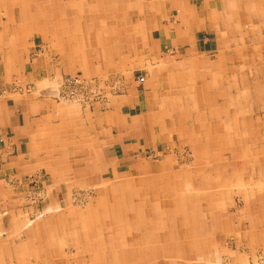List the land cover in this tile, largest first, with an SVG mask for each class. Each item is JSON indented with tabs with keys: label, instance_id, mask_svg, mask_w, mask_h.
Listing matches in <instances>:
<instances>
[{
	"label": "crops",
	"instance_id": "obj_1",
	"mask_svg": "<svg viewBox=\"0 0 264 264\" xmlns=\"http://www.w3.org/2000/svg\"><path fill=\"white\" fill-rule=\"evenodd\" d=\"M169 9L176 10L174 20ZM46 25L70 42L66 55L75 63L89 64L103 54L104 71L143 66L145 51L157 55L171 44L185 59L144 65L143 82L133 81L130 88L117 74L127 94L104 103L105 110L103 104L86 111L63 107L50 97L24 102L0 97V230L21 228L26 237L19 243L14 237L0 240V264H75L64 250L67 236L85 245L80 251L88 255L87 264H200L220 248L219 234L237 231L251 245L263 244L264 0H0L3 80L12 82L23 71L22 39ZM204 31L216 41L205 50L198 40ZM101 37L102 52L94 49V39L98 44ZM144 37L154 40L153 49H144ZM41 58L23 64L26 79L36 86L51 71L59 76V66ZM164 95L167 110L159 101L158 110H150L155 96ZM225 134L232 139L228 149ZM176 140L196 144L194 164L187 160V167L177 168L179 160L166 155L162 146ZM151 147L165 159L148 160ZM191 167L205 174L194 175ZM44 170L50 199L43 212L26 206L24 195L17 196L20 186L7 177L30 179ZM225 182L234 184V194ZM240 183L247 184L246 191ZM85 184L97 190V199L74 208L72 189ZM239 191L246 200L244 219L236 225L227 211L237 205L232 199ZM243 221L242 232L237 228Z\"/></svg>",
	"mask_w": 264,
	"mask_h": 264
},
{
	"label": "rangeland",
	"instance_id": "obj_2",
	"mask_svg": "<svg viewBox=\"0 0 264 264\" xmlns=\"http://www.w3.org/2000/svg\"><path fill=\"white\" fill-rule=\"evenodd\" d=\"M197 0H191V3H195ZM202 1V0H198ZM170 11V19L174 20L175 18V12L174 9H169ZM115 14V13H113ZM172 14V15H171ZM115 18V19H114ZM130 18V17H128ZM116 17H113L114 25L120 20V17L118 16V19L116 20ZM50 26V24H48ZM46 25V27H43L44 29H39V26L36 27L37 30L33 32V35H31L30 38H28L26 41L22 39V42L19 44V46L25 47V54H23L24 59L21 60V62L26 63L30 57V59L42 57L41 62H45L50 65L57 64L59 66L58 70V77H56V73L50 72L49 79H46L45 81H41L39 86H36L32 81H28L26 79V76L24 73V65L23 71L18 72V74L13 75L14 81L9 83L6 80H3L2 78H5V73L2 74V78L0 77V97L2 98H17L18 101L24 102L25 100H30L31 98H43V97H50L55 102H57L60 106H67V107H79L82 109V111H86L89 106H91V109H93L97 105L103 104V109L105 110L108 107H105L104 103L111 102L113 100L121 98L123 95L125 96L126 89L124 92L120 89V81L121 78H126L127 87L130 88V84H132L133 81H138L140 84L143 82V77L145 76V67L144 65L148 64H157L158 62L161 63H167L172 62L174 64H179L184 61V54L181 53L178 54L177 48H173L175 45L171 44L170 47H164L163 52L152 55L149 54L150 51H145V54L141 55V60L143 66H137V68H128L127 70L123 71L124 69H120L119 65H116L111 70H105L104 71V65L100 66L99 61L105 56L103 54H96L90 59L89 64L87 63H75L71 56H67L66 54L71 51V44L70 42L64 38L62 41L61 38L58 37L56 32H53V28H50ZM155 30L159 31L160 33H163L164 31H161L159 25V28L157 24L154 25ZM130 30V29H128ZM35 33V34H34ZM199 43L201 44V48L205 50V48L209 49L211 48V44L216 45V41L213 40V37H211L207 32H203L202 34L199 33L198 35ZM149 37H144V40H141L140 42H143L142 45H144V49H153L152 42L155 45L154 40ZM104 39L101 37L100 39H97L98 44L95 43L94 39V45L97 47H94V49H99L100 52L102 49V45L104 43ZM102 43L100 45L99 43ZM119 41V40H118ZM139 41V40H138ZM99 45V46H98ZM73 46V45H72ZM215 47V46H214ZM207 51V50H206ZM208 53V52H207ZM210 58H214L215 55H211V53H208ZM120 55V54H115ZM113 55V56H115ZM112 56V57H113ZM118 57V56H116ZM132 58L134 55L131 56ZM123 59V58H122ZM120 62V60H119ZM151 62V63H150ZM156 62V63H155ZM20 63V62H19ZM20 65H17L18 68ZM96 66H100L102 68L99 69V71H94L89 69V67L95 68ZM144 67V68H143ZM123 68V67H122ZM21 70V69H19ZM147 72V71H146ZM122 75L123 77L119 78ZM116 76V77H115ZM39 80L42 79L43 74L39 76ZM75 78L80 79V81H77ZM120 80V81H119ZM125 88V83H124ZM98 90V91H97ZM167 94V92H166ZM110 95H114V97H108ZM113 98V100H112ZM167 95L162 97L155 96L154 101L149 106L150 110H158L155 103L156 101L161 102V107L166 108V100ZM94 100V101H93ZM93 101V102H92ZM164 101V102H163ZM93 103V104H92ZM94 104H97L93 106ZM102 109V110H103ZM171 111V110H170ZM163 121V120H162ZM164 121H166L164 119ZM210 123V122H209ZM166 128V127H163ZM162 128V129H163ZM169 130L168 128L165 129V132ZM172 131H175L172 130ZM209 137V136H208ZM211 137V136H210ZM231 136H228L227 134L223 137V144L225 148H230L232 144V139L230 140ZM209 140V146L212 149H215L216 142H213ZM162 147L166 148V155L173 159H178L179 161L177 164V168L180 166L187 167L185 163L186 161H192L193 164L195 163L193 160L197 159V154L194 150V142L185 141L184 144H181L179 140L175 141V145L169 146L168 143H165ZM146 158L148 160H151L153 162L163 161L165 159V155L158 154L155 147L148 148L147 150ZM215 153V152H214ZM211 153V156L214 154ZM227 156V153H225ZM214 158V156H213ZM192 171L194 172V175H203L204 169L191 167ZM242 167L240 168L241 174ZM246 172V170L244 171ZM246 174V173H245ZM4 175V174H3ZM9 177V176H8ZM7 177L8 182H10L12 185L15 184V186L19 187L18 195H24V199L26 202V206L28 207H36V208H42L41 210L45 211V205L49 201V187L48 182H46V185L43 184V179H48V174L45 172V170L41 173L32 174L30 179H24L25 177H13V180H10V178ZM40 177H42V180H40ZM224 185V188L227 186L229 187V190L233 193V183H227ZM83 185V184H82ZM241 189L246 191V183H240ZM86 184L84 187H80L79 185L74 186L71 193V206L74 208H86L87 206H90L93 202L97 199V190L93 187H88ZM236 190V186H234ZM16 188V187H15ZM244 191L236 192L233 196L232 201L237 202L236 206L230 207L228 206L227 213L230 215V218L233 217L232 223H235L236 225L240 223V220L244 219L243 211L245 209L243 200L246 198L244 196L245 194L242 193ZM92 197V198H91ZM22 198V199H23ZM242 198V199H241ZM22 202V201H21ZM40 210V211H41ZM246 214V213H245ZM38 215H40V212H35L31 214V219L36 220ZM28 216H26L27 218ZM22 218H25L22 216ZM25 218V219H26ZM29 221V220H28ZM31 222V221H30ZM32 223V222H31ZM7 224V222H5ZM246 223L243 221L241 222V228L240 231L245 230ZM20 229H16V232L9 231L7 229L0 230V240H6L9 237H14L15 241L17 243L23 241L26 237L24 234V231ZM239 231L237 233L233 234L230 233L229 235L225 234H219V237H222V241L218 244V251L214 253V257L211 258L212 260H202L200 264H264V243H258L257 245H251L250 237H245L242 234L238 235ZM240 238H238L237 236ZM238 238V239H237ZM239 240V241H238ZM66 243L64 245V250L69 256V261H74L75 264H87V259H89L88 255L85 254L84 250L80 251V247L85 248L83 245H77L76 243L72 244L71 241H73V237L67 236ZM84 244V243H83ZM213 255V254H212ZM88 257V258H86ZM83 259H86L84 261ZM15 264H29V263H18ZM69 264H74L70 262Z\"/></svg>",
	"mask_w": 264,
	"mask_h": 264
},
{
	"label": "bare ground",
	"instance_id": "obj_3",
	"mask_svg": "<svg viewBox=\"0 0 264 264\" xmlns=\"http://www.w3.org/2000/svg\"><path fill=\"white\" fill-rule=\"evenodd\" d=\"M22 2V1H21ZM63 2V1H62ZM11 3V2H10ZM60 3V2H59ZM26 4V3H25ZM19 5H21V4H19ZM27 5V4H26ZM69 5V4H68ZM63 6V5H62ZM66 6V5H65ZM26 7H28V6H26ZM5 8V7H4ZM9 9V8H8ZM7 9V10H8ZM13 10V9H12ZM24 11V10H23ZM28 12V11H27ZM30 13V12H29ZM92 14V13H91ZM25 16V15H24ZM77 16V15H76ZM31 17V16H30ZM51 17H52V15H51ZM64 17V16H63ZM72 17V16H71ZM74 18V17H73ZM69 19V18H68ZM71 19V18H70ZM98 20V19H97ZM60 23V22H59ZM61 24V23H60ZM62 25V24H61ZM66 26V25H65ZM65 28V27H64ZM78 28V27H77ZM63 29V28H62ZM66 29V28H65ZM117 29V28H116ZM62 31V30H61ZM65 31V30H64ZM64 33V32H63ZM147 36V35H146ZM61 37V36H60ZM173 80V79H172ZM179 84H181V83H179ZM180 87V86H179ZM98 91V90H97ZM94 101V100H93ZM92 101V102H93ZM201 106V105H200ZM66 107V106H65ZM216 114V113H215ZM166 117V116H165ZM222 120V119H221ZM218 123V122H217ZM218 125V124H217ZM201 129V128H200ZM195 131V130H194ZM220 136V135H219ZM196 138V137H195ZM189 141V140H188ZM201 144V143H200ZM199 144V145H200ZM196 145V144H195ZM194 145V146H195ZM204 146H205V144H204ZM242 147V146H241ZM200 148V147H199ZM198 151H200V150H198ZM207 153H209V152H207ZM90 158V157H89ZM202 158V157H201ZM205 158V157H204ZM209 158V157H208ZM98 160V159H97ZM206 160H207V158H206ZM170 162V161H169ZM212 162V161H211ZM215 162V161H214ZM203 163V162H202ZM196 165V164H195ZM200 165V164H199ZM208 165H210V164H208ZM160 166V165H159ZM208 169V168H207ZM146 170V169H145ZM190 170V169H189ZM151 172V171H150ZM146 173V172H145ZM154 173V172H153ZM143 174V173H142ZM205 174V173H204ZM120 178V177H119ZM122 178V177H121ZM205 180V179H204ZM209 181V180H208ZM216 182V181H215ZM104 183V182H103ZM103 183H101V184H103ZM187 183V182H186ZM184 184V183H183ZM89 185V184H88ZM93 185V184H92ZM98 185V184H97ZM96 185V186H97ZM103 185H106V184H103ZM190 185V184H189ZM95 186V185H94ZM119 186V185H118ZM143 187V186H142ZM192 187V186H191ZM148 188V187H147ZM217 188V187H216ZM186 190V189H185ZM190 190V189H189ZM220 190V189H219ZM161 191V190H160ZM159 191V192H160ZM220 192V191H219ZM161 193V192H160ZM152 194V193H151ZM220 194V193H219ZM154 195V194H153ZM197 195V194H196ZM195 196V195H194ZM92 198V197H91ZM71 199V198H70ZM148 199V198H147ZM196 199V198H195ZM200 199V198H199ZM147 201V200H146ZM147 203H150V202H147ZM69 204V203H68ZM93 204V203H92ZM101 204V203H100ZM131 204V203H130ZM148 207V206H147ZM188 207V206H187ZM160 208V207H159ZM156 209V208H155ZM87 210V209H86ZM220 216V215H219ZM40 217V216H39ZM178 217V216H177ZM93 218V217H92ZM144 218V217H143ZM140 220H141V218H140ZM189 220H190V218H189ZM57 221V220H56ZM95 221V220H94ZM109 221V220H108ZM181 222V221H180ZM189 223V222H188ZM179 227V226H178ZM82 233V232H81ZM178 233V232H177ZM99 235V234H98ZM50 236V235H49ZM105 236V235H104ZM77 237H79V236H77ZM175 237V236H174ZM80 238V237H79ZM78 238V239H79ZM152 239V238H151ZM183 239V238H182ZM52 241V240H51ZM99 241V240H98ZM81 248V247H80ZM127 248V247H126ZM131 252V251H130ZM102 255V254H101ZM128 259V258H127ZM44 260V259H43ZM42 260V261H43ZM46 261V260H45ZM66 263V262H65ZM104 263V262H103ZM120 263H122V261L120 262Z\"/></svg>",
	"mask_w": 264,
	"mask_h": 264
},
{
	"label": "built area",
	"instance_id": "obj_4",
	"mask_svg": "<svg viewBox=\"0 0 264 264\" xmlns=\"http://www.w3.org/2000/svg\"><path fill=\"white\" fill-rule=\"evenodd\" d=\"M77 81H80V79H78V78H75Z\"/></svg>",
	"mask_w": 264,
	"mask_h": 264
}]
</instances>
